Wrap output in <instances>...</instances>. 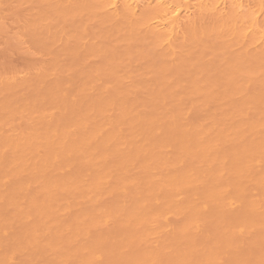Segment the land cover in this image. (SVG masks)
I'll list each match as a JSON object with an SVG mask.
<instances>
[{
    "label": "bare ground",
    "instance_id": "obj_1",
    "mask_svg": "<svg viewBox=\"0 0 264 264\" xmlns=\"http://www.w3.org/2000/svg\"><path fill=\"white\" fill-rule=\"evenodd\" d=\"M19 1L0 264H264V0Z\"/></svg>",
    "mask_w": 264,
    "mask_h": 264
},
{
    "label": "rangeland",
    "instance_id": "obj_2",
    "mask_svg": "<svg viewBox=\"0 0 264 264\" xmlns=\"http://www.w3.org/2000/svg\"><path fill=\"white\" fill-rule=\"evenodd\" d=\"M2 2H4V3L1 4ZM17 2H18V0H13V1L12 0H2L0 2V5H1L0 6V78H3V77H6V78L16 77L17 78L18 75L24 76V74L26 75V71H28V70L34 68L35 66H37L38 64H40V63L42 64L46 61L45 55L42 52H39L38 49H35V50L31 49L30 50L28 48V47H30L27 44L29 41L30 42H32V41L39 42V41H41V38H39V36H36V34H35L34 38L30 39L27 36V34L23 32L22 23H24L23 20H25L27 17L26 13L30 9V6H27V3L25 4V2L21 3V1H19V4H17ZM25 11H26V13H25ZM17 23L20 24V26L19 25L17 26ZM19 34H21V35L23 34V36L26 35L25 37L27 38V41H26V38H23V37H21V38L24 39V41H26L27 43L23 42V40H21V42H20L21 38H20ZM13 35L15 38L13 37ZM7 36L10 38H8ZM18 37L20 39H18ZM12 39H14V41ZM13 42H14V44H13ZM22 42L25 43V45H23ZM26 45H27V47H26ZM38 46H40V45H37V47ZM57 49H58V46H55V51H57ZM69 74L71 75V72H69ZM63 78H64V80H66L65 75L63 76ZM20 79H23V78H20ZM20 79H18V80H20ZM28 82L31 83V88H33L35 86V79L34 78L29 79ZM29 87H30V85H29ZM26 88L27 87L21 88V93L22 94L25 93V95L27 96L26 92H28V96H31L30 93H33V91H31L30 88L26 90ZM4 89L6 91H4ZM19 91H20V89H19ZM29 91H31V92H29ZM7 95H9V98ZM13 96L14 95H13L12 88H3V87L0 88V101L5 100V99L12 100ZM0 110H1L0 111V120H2V123L0 122V128H2L1 132L3 134H8L11 132L10 126H13V124H15L16 128L18 127L19 120L17 117L8 118L6 115V112L3 111L2 109H0ZM24 121H25L24 119L21 120V122L23 123L22 126H24ZM37 121H38V124L41 125L45 122V119L38 118ZM255 188L256 187L253 184H250L246 188V192L248 195H251L252 197L255 195L253 198L258 197V195H256V194H258V191ZM179 219H180V216H175V217L171 218L172 221H176ZM243 251L246 252L247 250L245 248H243ZM20 259H21V257H19V259H17V260H20Z\"/></svg>",
    "mask_w": 264,
    "mask_h": 264
}]
</instances>
